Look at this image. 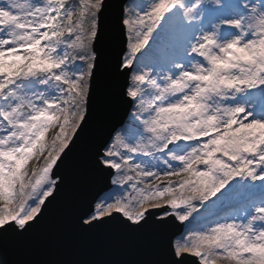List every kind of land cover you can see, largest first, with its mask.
Listing matches in <instances>:
<instances>
[{"label": "snow or ice", "instance_id": "obj_1", "mask_svg": "<svg viewBox=\"0 0 264 264\" xmlns=\"http://www.w3.org/2000/svg\"><path fill=\"white\" fill-rule=\"evenodd\" d=\"M70 199L143 264H264V0L0 2V261Z\"/></svg>", "mask_w": 264, "mask_h": 264}, {"label": "water", "instance_id": "obj_2", "mask_svg": "<svg viewBox=\"0 0 264 264\" xmlns=\"http://www.w3.org/2000/svg\"><path fill=\"white\" fill-rule=\"evenodd\" d=\"M124 116L121 109L112 123ZM73 175L78 195L91 196L104 188L103 182H96L97 177L89 175L84 181L79 167L74 169ZM73 204L72 199L61 203L39 226L26 248L17 255L10 253L9 259L20 258L33 264H143L144 261L163 259L145 241L125 234L115 225L94 234L78 233L72 226ZM181 228L176 222L175 230Z\"/></svg>", "mask_w": 264, "mask_h": 264}, {"label": "bare ground", "instance_id": "obj_3", "mask_svg": "<svg viewBox=\"0 0 264 264\" xmlns=\"http://www.w3.org/2000/svg\"><path fill=\"white\" fill-rule=\"evenodd\" d=\"M0 2H2V0H0ZM217 262H220V263H222V264H223V262H222V261H217Z\"/></svg>", "mask_w": 264, "mask_h": 264}, {"label": "rangeland", "instance_id": "obj_4", "mask_svg": "<svg viewBox=\"0 0 264 264\" xmlns=\"http://www.w3.org/2000/svg\"><path fill=\"white\" fill-rule=\"evenodd\" d=\"M174 179V178H173Z\"/></svg>", "mask_w": 264, "mask_h": 264}]
</instances>
